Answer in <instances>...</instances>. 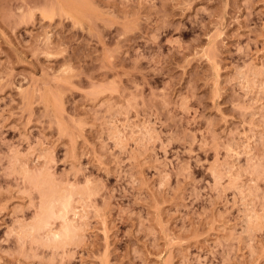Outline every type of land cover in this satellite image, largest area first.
Returning <instances> with one entry per match:
<instances>
[{"label":"rangeland","instance_id":"374dc122","mask_svg":"<svg viewBox=\"0 0 264 264\" xmlns=\"http://www.w3.org/2000/svg\"><path fill=\"white\" fill-rule=\"evenodd\" d=\"M0 264H264V0H0Z\"/></svg>","mask_w":264,"mask_h":264}]
</instances>
